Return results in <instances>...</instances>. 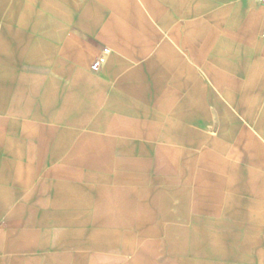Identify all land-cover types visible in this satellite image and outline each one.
<instances>
[{"label": "crops", "instance_id": "crops-1", "mask_svg": "<svg viewBox=\"0 0 264 264\" xmlns=\"http://www.w3.org/2000/svg\"><path fill=\"white\" fill-rule=\"evenodd\" d=\"M230 117L238 145L264 165V7L254 0H0V150L186 149ZM240 193L248 201L195 221L127 224L135 233L109 264H264V191Z\"/></svg>", "mask_w": 264, "mask_h": 264}, {"label": "rangeland", "instance_id": "rangeland-1", "mask_svg": "<svg viewBox=\"0 0 264 264\" xmlns=\"http://www.w3.org/2000/svg\"><path fill=\"white\" fill-rule=\"evenodd\" d=\"M216 121L186 149L154 141L111 152L26 142L0 150V260L109 264L134 232L127 224L152 214L164 223L195 221L219 203H245L244 190L264 191L260 154L238 145L233 118L223 130Z\"/></svg>", "mask_w": 264, "mask_h": 264}, {"label": "built area", "instance_id": "built-area-1", "mask_svg": "<svg viewBox=\"0 0 264 264\" xmlns=\"http://www.w3.org/2000/svg\"><path fill=\"white\" fill-rule=\"evenodd\" d=\"M256 4H258L261 7H264V0H254ZM108 53V50L104 49L103 50V54L106 55ZM104 56H101L99 58H97L91 65V71L93 72H97L101 65L104 63Z\"/></svg>", "mask_w": 264, "mask_h": 264}]
</instances>
